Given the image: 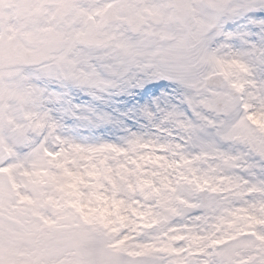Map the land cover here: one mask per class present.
<instances>
[{"label":"snow or ice","instance_id":"obj_1","mask_svg":"<svg viewBox=\"0 0 264 264\" xmlns=\"http://www.w3.org/2000/svg\"><path fill=\"white\" fill-rule=\"evenodd\" d=\"M0 264H264V0H0Z\"/></svg>","mask_w":264,"mask_h":264},{"label":"rangeland","instance_id":"obj_2","mask_svg":"<svg viewBox=\"0 0 264 264\" xmlns=\"http://www.w3.org/2000/svg\"><path fill=\"white\" fill-rule=\"evenodd\" d=\"M124 102V97H112L106 104H101L100 102L92 101V98L86 93H73V103L84 105L94 103L97 108H102L105 111L112 112L114 115L117 114V109L123 110ZM65 124L69 127L73 136L87 138L90 142L96 139H115L123 135L122 131L118 127H114L110 124L91 127L86 124H81L74 118H67L65 120Z\"/></svg>","mask_w":264,"mask_h":264}]
</instances>
